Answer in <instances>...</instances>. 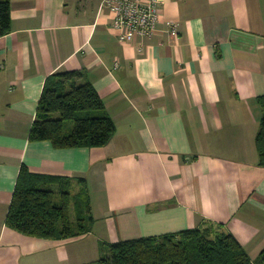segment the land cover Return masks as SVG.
<instances>
[{
    "label": "crops",
    "instance_id": "0c3cea01",
    "mask_svg": "<svg viewBox=\"0 0 264 264\" xmlns=\"http://www.w3.org/2000/svg\"><path fill=\"white\" fill-rule=\"evenodd\" d=\"M9 1L11 30L0 36V264H91L107 245L212 224L255 262L264 249L256 145L264 0H164L155 34L129 44L118 42L99 0ZM59 71L84 73L102 98L116 126L107 145L30 141L44 86ZM23 165L71 182L73 195L86 181L88 232L50 240L7 226Z\"/></svg>",
    "mask_w": 264,
    "mask_h": 264
},
{
    "label": "trees",
    "instance_id": "16d2710c",
    "mask_svg": "<svg viewBox=\"0 0 264 264\" xmlns=\"http://www.w3.org/2000/svg\"><path fill=\"white\" fill-rule=\"evenodd\" d=\"M10 30V1L0 0V36ZM81 79L83 82L76 84ZM259 103L263 116L256 145L259 163L264 166V96ZM70 122L73 129L67 133L66 124ZM115 133L116 126L106 115L102 98L84 73L59 71L47 80L30 130L31 142L48 141L56 149L103 147ZM65 181L35 174L23 165L6 218L7 226L27 236L50 240L88 232L93 217L86 181L79 179L81 190L74 195L72 183ZM51 185L60 186V192L50 189ZM91 264H264V249L253 262L223 225L212 224L177 235L107 245L100 259Z\"/></svg>",
    "mask_w": 264,
    "mask_h": 264
},
{
    "label": "built area",
    "instance_id": "2783aa9c",
    "mask_svg": "<svg viewBox=\"0 0 264 264\" xmlns=\"http://www.w3.org/2000/svg\"><path fill=\"white\" fill-rule=\"evenodd\" d=\"M99 1L101 9H109L114 15L111 30L120 44L132 43L137 38L152 37L161 19L164 5V0ZM167 28L171 37H178V23H167Z\"/></svg>",
    "mask_w": 264,
    "mask_h": 264
},
{
    "label": "rangeland",
    "instance_id": "374dc122",
    "mask_svg": "<svg viewBox=\"0 0 264 264\" xmlns=\"http://www.w3.org/2000/svg\"><path fill=\"white\" fill-rule=\"evenodd\" d=\"M58 117V115H56ZM74 125V124H73ZM73 208H71V215H72V220L75 221L74 214H73Z\"/></svg>",
    "mask_w": 264,
    "mask_h": 264
}]
</instances>
